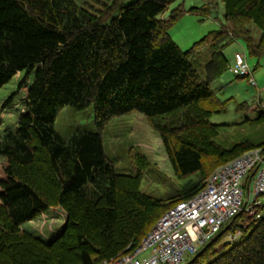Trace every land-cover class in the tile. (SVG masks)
Returning a JSON list of instances; mask_svg holds the SVG:
<instances>
[{"label":"trees","instance_id":"trees-1","mask_svg":"<svg viewBox=\"0 0 264 264\" xmlns=\"http://www.w3.org/2000/svg\"><path fill=\"white\" fill-rule=\"evenodd\" d=\"M172 1L110 0L96 10L74 0H0V85L20 70L17 86L31 79L13 128L0 135V264L112 258L134 247L164 209L198 190L215 165L254 147L264 153V135L216 142L219 124L209 119L225 110L210 85L228 69L223 48L240 38L248 55L264 54V0H221L224 21L184 49L168 28L185 11L208 15L211 1L177 4L161 17ZM63 105H91L96 130L59 135L52 123ZM235 107L254 112L248 122L264 123L261 97ZM129 111L158 133L173 173L198 171L195 182L156 198L139 189L145 155L129 173L114 170L99 129ZM53 206L63 217L52 237L20 226ZM262 209L257 205V216L238 211L180 264H264Z\"/></svg>","mask_w":264,"mask_h":264},{"label":"rangeland","instance_id":"rangeland-1","mask_svg":"<svg viewBox=\"0 0 264 264\" xmlns=\"http://www.w3.org/2000/svg\"><path fill=\"white\" fill-rule=\"evenodd\" d=\"M74 1L79 5L86 4L90 9L99 10L110 0ZM206 1L173 0L167 5L160 16L167 17L169 11L177 4L186 9L192 5L200 6ZM209 1L211 3L208 5L210 10L208 15L201 17V15L194 12L185 11L168 28L167 32L169 36L180 48H186L193 40L198 39L208 30L216 28L220 22L224 21L222 1ZM234 51L243 53L252 78H254L259 90L255 93V86L246 77L235 78L234 74L228 69H225L220 76L210 83L211 87L216 91L217 96L225 99V110L219 113H212L209 117L211 122L219 124L214 140L223 146H229L234 141L243 138L257 140L264 135V123L248 122L246 119V116L253 117L254 112L247 108L236 109L235 107L236 103L242 100L248 103L255 101L257 94L261 96V103L264 104L262 97V93H264V87H262V84H264V54L258 58L248 55L242 40L235 38L223 48L229 65L232 60H230V56H232L231 54ZM256 60H258L257 66L253 68ZM23 72V70L15 72L8 81L0 85V135L4 131L13 128L17 115L23 107L26 89L31 80L27 78L26 84L17 86ZM221 81L225 82L221 83ZM9 95H11V98L7 100ZM52 126L63 138H66L75 130H96L92 106L87 105L84 108L77 109L71 105H63L56 110ZM99 131L104 154L112 162L115 171L121 173L131 172L136 167L137 162L135 159L139 153L145 155L147 165L141 171L139 189L153 197L166 198L188 187L198 178V171L182 177L173 173L162 148L158 133L149 125L146 118L137 111H129L110 117ZM2 161L3 159L0 157V163ZM221 163L223 162L216 163L215 167ZM257 199L263 205L262 212L264 213V193L258 194ZM62 217V209L53 206L45 214L25 221L20 226L41 236V239H48L58 232L57 229L62 223ZM230 235L228 233L223 235L222 240L229 238Z\"/></svg>","mask_w":264,"mask_h":264},{"label":"built area","instance_id":"built-area-1","mask_svg":"<svg viewBox=\"0 0 264 264\" xmlns=\"http://www.w3.org/2000/svg\"><path fill=\"white\" fill-rule=\"evenodd\" d=\"M228 70L254 84L242 52H233ZM260 193H264V153L255 147L215 167L198 190L171 204L134 247L93 264H180L238 211L257 216Z\"/></svg>","mask_w":264,"mask_h":264},{"label":"crops","instance_id":"crops-1","mask_svg":"<svg viewBox=\"0 0 264 264\" xmlns=\"http://www.w3.org/2000/svg\"><path fill=\"white\" fill-rule=\"evenodd\" d=\"M235 52V51H234ZM231 55H233V54H231ZM232 59V56H230V60ZM232 61V60H231ZM222 80V79H221ZM253 80H254V78H253ZM225 81H221V83H224ZM252 85H254L255 87H254V89H255V93L257 92V90H259L258 89V87L256 86V84H255V80H254V84H252ZM262 87H264V84H262ZM263 95H264V93H262V97H263ZM229 96H230V94H229ZM232 96V95H231ZM256 97H261L259 94H257V96ZM261 104H263V103H261Z\"/></svg>","mask_w":264,"mask_h":264},{"label":"bare ground","instance_id":"bare-ground-1","mask_svg":"<svg viewBox=\"0 0 264 264\" xmlns=\"http://www.w3.org/2000/svg\"><path fill=\"white\" fill-rule=\"evenodd\" d=\"M191 256V255H190ZM188 258V257H187Z\"/></svg>","mask_w":264,"mask_h":264}]
</instances>
